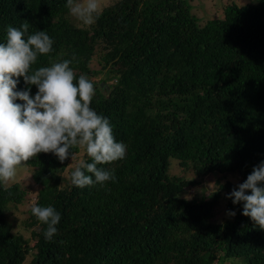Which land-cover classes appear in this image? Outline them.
Masks as SVG:
<instances>
[{"label": "trees", "instance_id": "obj_1", "mask_svg": "<svg viewBox=\"0 0 264 264\" xmlns=\"http://www.w3.org/2000/svg\"><path fill=\"white\" fill-rule=\"evenodd\" d=\"M66 4L0 0V43L8 26L45 31L53 49L32 70L71 60L126 155L98 165L115 182L83 189L70 178L92 162L79 146L63 163L52 153L22 163L40 186L35 205L61 214L52 241L31 211L32 238L14 231L11 208L27 190L0 182V264H264V230L226 198L264 160V0L228 2L205 24L187 0H120L85 27L71 22ZM172 158L194 176L169 175ZM219 173L230 176L210 193L199 186ZM221 202L236 215L218 222Z\"/></svg>", "mask_w": 264, "mask_h": 264}, {"label": "clouds", "instance_id": "obj_2", "mask_svg": "<svg viewBox=\"0 0 264 264\" xmlns=\"http://www.w3.org/2000/svg\"><path fill=\"white\" fill-rule=\"evenodd\" d=\"M66 7L86 26L93 25L101 13L100 0H67ZM28 29L29 23L20 28L8 26L6 43H0V182L14 180L18 166L39 153H52L61 163L74 159L70 149L77 146L92 162L75 167L72 185L83 189L115 182L114 173L98 165L124 159L126 145L114 139L109 120L90 107L93 83L84 75L76 80L71 60L32 70L38 55L52 51L54 41L45 31L28 35ZM20 78L23 90H17ZM32 86L37 89L34 96ZM226 198L233 205H242V215L264 230V160ZM31 212L47 226L45 240L52 241L61 214L51 205L33 204ZM227 215L236 213L229 210Z\"/></svg>", "mask_w": 264, "mask_h": 264}, {"label": "rangeland", "instance_id": "obj_3", "mask_svg": "<svg viewBox=\"0 0 264 264\" xmlns=\"http://www.w3.org/2000/svg\"><path fill=\"white\" fill-rule=\"evenodd\" d=\"M119 1L120 0H100L101 10L104 7H109L114 5ZM187 1L190 3L192 7V13L198 17L200 24H205V22L210 18L222 17L223 7L228 2L234 1L239 4H247V3H256L259 0H187ZM69 19L71 20L72 23H74L77 26L80 27L86 26L82 24V22H80L78 19L73 17L70 13H69ZM94 67L96 68L100 67L97 61L94 62ZM75 164H76V160L72 163V166H75ZM68 171H71V166H69L68 169L65 171L66 183L68 182V174H69ZM167 172L169 175H177L187 178H192L194 176L192 170L180 166L178 160L173 158L170 159V166L168 167ZM228 176H230V174H227V177ZM227 177L220 173L213 174L205 178L202 185L199 186H202L207 193H210V190H212V188L218 182H224ZM16 182L20 183L21 186L27 190V195L23 203H21L16 207L11 208L10 217L15 224L14 231L20 232L26 238L31 239L32 238L31 229L27 227V222L31 208L33 204H35L36 195L40 186L34 181L33 169L27 167L26 165L18 166L16 177L14 178V180L8 182V184L6 185H11ZM197 189L198 188L192 186L189 187L185 193V196L191 197L192 195H194ZM227 217L228 215H227L225 202H221L215 208V220L221 222ZM34 242H35L34 240H31V244H34ZM29 259L30 257L28 258V260Z\"/></svg>", "mask_w": 264, "mask_h": 264}, {"label": "water", "instance_id": "obj_4", "mask_svg": "<svg viewBox=\"0 0 264 264\" xmlns=\"http://www.w3.org/2000/svg\"><path fill=\"white\" fill-rule=\"evenodd\" d=\"M101 85L102 86H104V85H107L108 86V83L107 82H102Z\"/></svg>", "mask_w": 264, "mask_h": 264}]
</instances>
